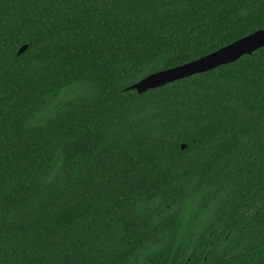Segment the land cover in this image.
Returning <instances> with one entry per match:
<instances>
[{
    "label": "trees",
    "instance_id": "trees-1",
    "mask_svg": "<svg viewBox=\"0 0 264 264\" xmlns=\"http://www.w3.org/2000/svg\"><path fill=\"white\" fill-rule=\"evenodd\" d=\"M258 30L264 0H0V264H264V46L128 89Z\"/></svg>",
    "mask_w": 264,
    "mask_h": 264
},
{
    "label": "water",
    "instance_id": "water-1",
    "mask_svg": "<svg viewBox=\"0 0 264 264\" xmlns=\"http://www.w3.org/2000/svg\"><path fill=\"white\" fill-rule=\"evenodd\" d=\"M263 46L264 30H258L194 61L152 73L131 85L128 89L142 93L148 89L157 88L175 80L231 63L239 57L250 54L252 51ZM23 49L24 47H21L18 52H22Z\"/></svg>",
    "mask_w": 264,
    "mask_h": 264
}]
</instances>
